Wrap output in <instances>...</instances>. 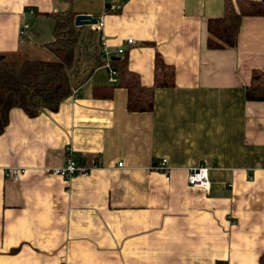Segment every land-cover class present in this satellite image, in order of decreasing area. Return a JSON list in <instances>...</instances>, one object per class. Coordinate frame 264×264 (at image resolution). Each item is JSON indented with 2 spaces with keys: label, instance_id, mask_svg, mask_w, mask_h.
<instances>
[{
  "label": "crops",
  "instance_id": "0c3cea01",
  "mask_svg": "<svg viewBox=\"0 0 264 264\" xmlns=\"http://www.w3.org/2000/svg\"><path fill=\"white\" fill-rule=\"evenodd\" d=\"M112 2L120 8L102 28L82 29L77 95L34 117L9 112L0 264H259L264 100H247L245 89L264 70V16L242 18L236 46L209 49L207 21L223 14L224 0H0V52L53 60L51 14L97 18ZM101 38L143 86L154 83L156 54L173 66V85L154 89L152 111H128L126 89L98 64ZM110 86L107 96L94 92ZM68 154L101 165L85 177L52 175ZM162 158L168 180L152 169ZM201 163L208 190L186 181ZM10 167L24 169L18 181L4 175Z\"/></svg>",
  "mask_w": 264,
  "mask_h": 264
},
{
  "label": "trees",
  "instance_id": "16d2710c",
  "mask_svg": "<svg viewBox=\"0 0 264 264\" xmlns=\"http://www.w3.org/2000/svg\"><path fill=\"white\" fill-rule=\"evenodd\" d=\"M55 20L54 39L46 47L54 54L53 60H41L19 53L0 52V134L8 123L11 109L20 108L34 117L41 109L55 111L59 103L68 97L75 86L73 74L76 62L81 60L79 47L82 29L76 26V14L69 10L51 14ZM264 16V0H224L223 14L207 21V47L220 49L237 44L238 31L244 16ZM102 55L96 51V55ZM98 61L102 65L105 60ZM117 72L113 86L124 87L127 91V109L130 112H150L153 109V95L156 87H169L174 82V68L156 54L154 83L143 86L136 72L128 69L125 58L110 59ZM110 87H96L94 92H112ZM247 100H264V70L251 73L246 86ZM264 264V253L259 258Z\"/></svg>",
  "mask_w": 264,
  "mask_h": 264
},
{
  "label": "built area",
  "instance_id": "2783aa9c",
  "mask_svg": "<svg viewBox=\"0 0 264 264\" xmlns=\"http://www.w3.org/2000/svg\"><path fill=\"white\" fill-rule=\"evenodd\" d=\"M119 8L120 6L116 2H112V3L105 5L103 12L100 14L99 17L96 18L97 19L96 26L99 28H102L104 25V16L109 13L118 12ZM27 27H28V24L24 23L22 26L23 29L21 33H23V31ZM127 44H133V40L128 39ZM100 52L104 55L105 61L103 65H105V67L108 69L109 81L114 83L117 80V72L114 68H112L110 64V58L112 57V53L106 48V43L103 40V38H101V42H100ZM123 53H124V49L119 48L118 50H116L114 55L118 56ZM71 92H72L71 93L72 95L74 96L77 95L76 88H72ZM100 165H101L100 159H94L92 160L90 164H86L84 162H80L76 160L71 154H68V156L65 158V161L62 165L52 168L51 170H49V172L52 175L61 176L65 179H70L74 176L85 177V176H88L93 170L99 168ZM117 165L118 167H121L122 162L119 161ZM152 169L161 172L165 176L166 180L169 179V166H168L166 158H162L161 160L156 162L152 166ZM208 169L209 168L204 163H201L197 166L190 167L186 174L187 183L193 187L208 190L210 188V181L208 178ZM23 172H24V169L19 168V167H10V168L4 169V175L6 177L13 178L15 181H18L20 179V175Z\"/></svg>",
  "mask_w": 264,
  "mask_h": 264
},
{
  "label": "water",
  "instance_id": "95a60500",
  "mask_svg": "<svg viewBox=\"0 0 264 264\" xmlns=\"http://www.w3.org/2000/svg\"><path fill=\"white\" fill-rule=\"evenodd\" d=\"M74 24L76 26L96 25L97 19L89 14L80 13V14H76L74 18ZM110 59H119V57L112 56Z\"/></svg>",
  "mask_w": 264,
  "mask_h": 264
},
{
  "label": "rangeland",
  "instance_id": "374dc122",
  "mask_svg": "<svg viewBox=\"0 0 264 264\" xmlns=\"http://www.w3.org/2000/svg\"><path fill=\"white\" fill-rule=\"evenodd\" d=\"M93 33H95V32H93Z\"/></svg>",
  "mask_w": 264,
  "mask_h": 264
}]
</instances>
